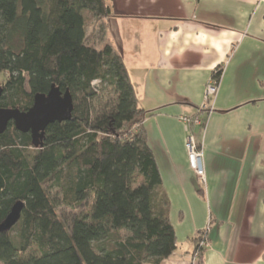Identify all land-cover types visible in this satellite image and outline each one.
I'll return each instance as SVG.
<instances>
[{
	"label": "trees",
	"instance_id": "obj_1",
	"mask_svg": "<svg viewBox=\"0 0 264 264\" xmlns=\"http://www.w3.org/2000/svg\"><path fill=\"white\" fill-rule=\"evenodd\" d=\"M109 12L108 0H0V107L25 110L52 84L73 101L71 118L49 123L38 147L11 121L0 133V224L21 203L0 231V264H161L176 247L146 112L102 25L99 48L86 34Z\"/></svg>",
	"mask_w": 264,
	"mask_h": 264
},
{
	"label": "crops",
	"instance_id": "obj_2",
	"mask_svg": "<svg viewBox=\"0 0 264 264\" xmlns=\"http://www.w3.org/2000/svg\"><path fill=\"white\" fill-rule=\"evenodd\" d=\"M96 26L127 68L168 200L176 247L161 264H264V0H108ZM222 68L203 128L205 184L189 167L181 116H194Z\"/></svg>",
	"mask_w": 264,
	"mask_h": 264
},
{
	"label": "water",
	"instance_id": "obj_3",
	"mask_svg": "<svg viewBox=\"0 0 264 264\" xmlns=\"http://www.w3.org/2000/svg\"><path fill=\"white\" fill-rule=\"evenodd\" d=\"M2 92L0 86V94ZM73 110L72 96L68 90L61 91L52 84L47 93H36L33 102L25 110L0 107V133L8 122L21 132H29L34 147L42 145L45 128L49 123L71 118ZM21 203L13 206L6 219L0 224V231L9 229L18 219Z\"/></svg>",
	"mask_w": 264,
	"mask_h": 264
},
{
	"label": "built area",
	"instance_id": "obj_4",
	"mask_svg": "<svg viewBox=\"0 0 264 264\" xmlns=\"http://www.w3.org/2000/svg\"><path fill=\"white\" fill-rule=\"evenodd\" d=\"M218 88V83H216V79L211 77L204 89V99L203 103L199 106L198 113L201 112H210L212 109L211 106V98L216 93ZM180 120L184 124L185 131H186V142H185V149L187 153V159L189 167L193 170L198 179L200 185L205 184V171L202 164V146L200 143L197 142L196 138L193 135L192 128L193 127H201L203 126L202 118L199 115L194 116H181ZM199 247L206 246V238H205V231L201 232V239L199 241ZM191 264H195V261L192 259Z\"/></svg>",
	"mask_w": 264,
	"mask_h": 264
},
{
	"label": "rangeland",
	"instance_id": "obj_5",
	"mask_svg": "<svg viewBox=\"0 0 264 264\" xmlns=\"http://www.w3.org/2000/svg\"><path fill=\"white\" fill-rule=\"evenodd\" d=\"M3 75L0 74V78L2 77ZM57 211L59 214H61L65 219L66 218H69L70 214H71V211L69 210L68 207H63V206H58L57 207ZM67 220V219H66Z\"/></svg>",
	"mask_w": 264,
	"mask_h": 264
}]
</instances>
